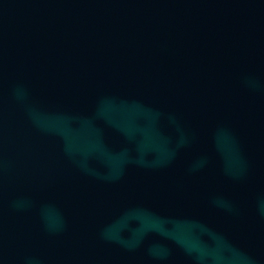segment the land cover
I'll use <instances>...</instances> for the list:
<instances>
[{"label":"water","instance_id":"obj_1","mask_svg":"<svg viewBox=\"0 0 264 264\" xmlns=\"http://www.w3.org/2000/svg\"><path fill=\"white\" fill-rule=\"evenodd\" d=\"M0 264H264V0H0Z\"/></svg>","mask_w":264,"mask_h":264}]
</instances>
